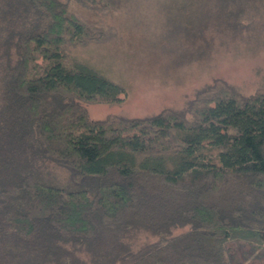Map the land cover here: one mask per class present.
<instances>
[{
  "label": "trees",
  "instance_id": "trees-1",
  "mask_svg": "<svg viewBox=\"0 0 264 264\" xmlns=\"http://www.w3.org/2000/svg\"><path fill=\"white\" fill-rule=\"evenodd\" d=\"M70 1L0 0V264H236L231 242L264 244V88L93 119L84 103L125 88L71 56L109 32ZM262 7L204 0L191 43Z\"/></svg>",
  "mask_w": 264,
  "mask_h": 264
},
{
  "label": "rangeland",
  "instance_id": "rangeland-1",
  "mask_svg": "<svg viewBox=\"0 0 264 264\" xmlns=\"http://www.w3.org/2000/svg\"><path fill=\"white\" fill-rule=\"evenodd\" d=\"M113 1L112 9L98 11L75 0L69 3L72 11L109 32L101 42L71 47V56L125 88L120 103H84L89 117H142L165 107L181 109L215 79L244 95L264 88L263 7L241 16L249 26L243 31L224 36L209 24L205 37L201 33L205 42L200 36L193 44L189 26L199 30L204 0ZM231 245L236 264H264V244Z\"/></svg>",
  "mask_w": 264,
  "mask_h": 264
}]
</instances>
